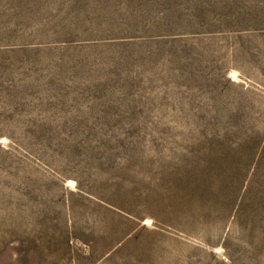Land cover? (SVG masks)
<instances>
[{"label": "rangeland", "instance_id": "rangeland-1", "mask_svg": "<svg viewBox=\"0 0 264 264\" xmlns=\"http://www.w3.org/2000/svg\"><path fill=\"white\" fill-rule=\"evenodd\" d=\"M41 263L264 264V0H0V264Z\"/></svg>", "mask_w": 264, "mask_h": 264}, {"label": "crops", "instance_id": "crops-1", "mask_svg": "<svg viewBox=\"0 0 264 264\" xmlns=\"http://www.w3.org/2000/svg\"><path fill=\"white\" fill-rule=\"evenodd\" d=\"M40 256V258H46L47 257V255H49V254H46V253H41V254H39ZM43 256V257H42ZM38 257V256H37ZM45 260V259H44ZM41 264H43V263H41ZM44 264H46V263H44Z\"/></svg>", "mask_w": 264, "mask_h": 264}]
</instances>
